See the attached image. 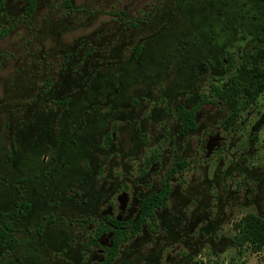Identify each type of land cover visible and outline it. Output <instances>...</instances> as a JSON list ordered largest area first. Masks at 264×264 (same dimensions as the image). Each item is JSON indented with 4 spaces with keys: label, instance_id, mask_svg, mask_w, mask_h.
<instances>
[{
    "label": "rangeland",
    "instance_id": "obj_1",
    "mask_svg": "<svg viewBox=\"0 0 264 264\" xmlns=\"http://www.w3.org/2000/svg\"><path fill=\"white\" fill-rule=\"evenodd\" d=\"M26 9L0 0V208L15 209L21 178L29 204L0 264H101L105 217L134 218L177 162L167 206L111 264H264V248L238 251L233 227L264 219V92L241 107L242 93L224 101L214 89L264 80V0ZM197 103L181 134L177 107Z\"/></svg>",
    "mask_w": 264,
    "mask_h": 264
},
{
    "label": "trees",
    "instance_id": "obj_2",
    "mask_svg": "<svg viewBox=\"0 0 264 264\" xmlns=\"http://www.w3.org/2000/svg\"><path fill=\"white\" fill-rule=\"evenodd\" d=\"M35 8V0H27L26 14H30ZM11 26H8L2 30V35H5ZM216 96L226 101L228 98H234L242 93L244 102L241 107L250 105L257 97L264 92V80L256 83L254 86L241 87L236 76H232L228 85L221 89L219 87L214 88ZM199 107V104H195L191 109H187L184 106H178L176 111L180 120L179 132L181 134L188 133L196 127L195 112ZM241 108H236L225 119V123L228 125L238 115ZM184 165L181 162L176 163V167L170 168L164 180L161 183V187L158 190H152L145 194L138 200V210L134 218L118 219L113 216H106L105 223L101 225L97 230L96 237L101 234L110 231V245L106 247V255L101 264H111L114 260L120 244L125 242L128 238L137 235L141 228L148 223V221H154L156 219L155 211L158 208L167 206L168 197L170 194V178L177 172V169ZM28 206L26 204L20 205L15 209L3 212L0 210V249L13 250L18 244V239L12 234L13 219L19 218L23 215ZM42 224H40L41 227ZM234 239L238 247V251L247 247L252 252H259L264 248V219L254 213H247L241 219L234 223Z\"/></svg>",
    "mask_w": 264,
    "mask_h": 264
},
{
    "label": "flooded vegetation",
    "instance_id": "obj_3",
    "mask_svg": "<svg viewBox=\"0 0 264 264\" xmlns=\"http://www.w3.org/2000/svg\"><path fill=\"white\" fill-rule=\"evenodd\" d=\"M218 1H223L224 2V0H218ZM0 181H1V179H0ZM2 181H4V182H6V180H2ZM24 181V178H21V180H16V181H13V182H15V187H17L19 190V193H20V195H21V199L18 201V203L15 205V208L16 207H18V206H20V205H25L27 202H26V200H25V190L23 189V187H22V185H21V183ZM9 182H11L12 183V181H8V183ZM7 183V182H6ZM26 206H28L29 207V204H26ZM0 210H2L1 208H0ZM3 212H6L5 210H2ZM10 211V210H9ZM27 211L28 210H26V212L23 214V215H21L19 218H17V217H15L14 219H13V222L15 221V220H17V219H21V218H23L26 214H27ZM13 222H12V224H13Z\"/></svg>",
    "mask_w": 264,
    "mask_h": 264
}]
</instances>
